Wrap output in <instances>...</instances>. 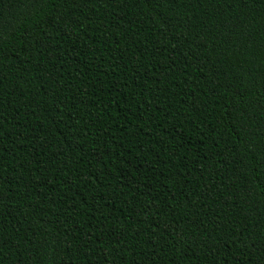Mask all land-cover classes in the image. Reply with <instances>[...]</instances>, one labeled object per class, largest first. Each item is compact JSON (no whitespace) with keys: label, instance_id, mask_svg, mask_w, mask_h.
<instances>
[{"label":"trees","instance_id":"1","mask_svg":"<svg viewBox=\"0 0 264 264\" xmlns=\"http://www.w3.org/2000/svg\"><path fill=\"white\" fill-rule=\"evenodd\" d=\"M0 264H264V0H0Z\"/></svg>","mask_w":264,"mask_h":264}]
</instances>
